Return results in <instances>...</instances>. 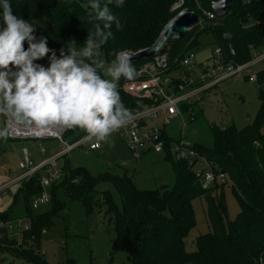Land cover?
I'll list each match as a JSON object with an SVG mask.
<instances>
[{
  "label": "trees",
  "instance_id": "1",
  "mask_svg": "<svg viewBox=\"0 0 264 264\" xmlns=\"http://www.w3.org/2000/svg\"><path fill=\"white\" fill-rule=\"evenodd\" d=\"M214 1L219 0H124L122 7H116L115 0H112L109 7L121 28L118 30L113 23L110 29L112 36L101 47L100 59L107 67L119 51L138 53L151 48L178 13L188 9L199 18L207 19L206 13L212 12ZM100 2L103 5L107 0ZM9 3L13 15L23 20L35 14H43L51 19L52 26L43 36L58 58L61 49L67 50L70 40H74L79 49L84 47L88 32H94L96 21L90 23L88 17L90 0H9ZM0 25L4 26L2 19ZM204 34L212 36L227 62H249L254 57L251 47L258 52L264 49V0H233L231 13L226 18L215 21L207 19V25L203 28L197 26L182 39L170 40L163 52H168L171 60L180 58L189 51H195ZM24 47L27 49V44ZM150 60L132 64L138 70ZM258 77L260 107L253 122L243 129L235 126L225 129L214 127L212 147L193 145L214 171L226 174L233 183V192L240 204V213L235 220L226 224L228 210L224 197L213 195L225 184L216 185L210 190L202 189L194 166L187 162L174 163L177 182L173 190L162 187L149 191L137 189L128 176L103 174L95 178L87 170L65 163L62 180L52 186L55 206L61 203L57 198L60 191L70 202H81L88 215L103 203L117 233L113 250L125 252L129 264H264V72ZM132 80L122 77L118 91L124 106L133 112L148 102L126 93L124 86ZM185 111L188 112V108ZM79 130H68L65 138ZM164 139L166 151H169L174 140L166 134ZM103 181L113 182L117 187L122 198V210L118 209L110 192H102L101 198H98L96 187ZM41 190L39 176L21 185V192L26 198L29 195L36 197ZM197 199H203L206 204L205 213L211 230L199 236L197 250L189 252L186 239L197 224L192 206ZM27 208L31 216V229L25 233L23 244H30V250L25 252L23 245L15 241H0V249L14 256L26 253L35 261L29 264H50L40 254L42 235L45 229L54 225V216L61 208L57 206L51 213L39 217H33L30 204ZM10 218V212L0 214V220ZM67 264L76 263L69 259Z\"/></svg>",
  "mask_w": 264,
  "mask_h": 264
},
{
  "label": "rangeland",
  "instance_id": "2",
  "mask_svg": "<svg viewBox=\"0 0 264 264\" xmlns=\"http://www.w3.org/2000/svg\"><path fill=\"white\" fill-rule=\"evenodd\" d=\"M202 26L207 25L206 18H200ZM36 31L34 35L37 41L44 37L45 31L52 26L51 19L43 14H35L27 20ZM0 28H3L0 25ZM25 44H27L25 42ZM199 47L195 50L197 60H203L211 54L216 46L214 39L209 34H204L199 39ZM47 46L54 48L48 43ZM56 53V51H55ZM51 53H49V56ZM57 55V54H56ZM38 64L48 67L49 59L38 60ZM11 67V66H10ZM254 72H264V61L260 62ZM106 78L110 79L106 76ZM260 84L250 82L245 78H237L228 81L222 87L213 89L202 95L200 102L192 104V113L187 112L185 105H181L183 117L175 120L165 129V134L174 142L184 139L192 145L199 144L205 147L214 145L212 128H227L235 126L243 129L249 126L255 119L260 107ZM193 115V116H191ZM191 117L194 121H191ZM187 123L183 129V123ZM5 129V113H0V130ZM264 132V129H263ZM79 130L74 135L66 137V141L72 143L79 136L85 134ZM4 138V137H2ZM0 138V185L8 183L19 175V163L23 159L25 150L29 152L31 159L37 164L48 156L62 150V144L53 139L46 140H11ZM140 159H136L127 142L116 133H112L107 143L102 142L97 151L89 150V143L75 149L61 163H68L74 168H83L90 175L97 178L103 174L115 177L128 176L132 179L137 189L142 191L158 190L165 187L173 190L177 177L174 171L176 146L171 145L169 151L161 154L153 149H148ZM200 162L194 166V171L201 169ZM11 174L8 176L7 172ZM98 198L100 193L110 192L119 210H122V198L113 182L103 181L96 187ZM51 196V202L33 210V217H39L51 213L55 207L61 208L54 216V225L45 229L42 235L41 256L50 264H67V260L73 259L76 264H129L125 252H114L113 242L117 237L114 222L107 215V207L101 203L91 215H88L81 202H70L60 191L57 198L61 203L54 204L52 200V186L47 189ZM213 195H223L228 217L226 224L233 221L240 213V204L233 192V183L227 181L223 188L216 190ZM34 195L27 198L21 192V186H11L7 193L0 194V214L10 212L12 219L22 218L27 225H31V216L28 215L27 205L32 206ZM196 227L191 230L186 239V249L189 252L197 250V238L210 232L206 218V204L203 199H197L192 203ZM22 249L30 250L28 244H23ZM27 254L14 256L8 251L0 249V264H29L34 262ZM31 259V260H30ZM31 261V262H30Z\"/></svg>",
  "mask_w": 264,
  "mask_h": 264
},
{
  "label": "clouds",
  "instance_id": "3",
  "mask_svg": "<svg viewBox=\"0 0 264 264\" xmlns=\"http://www.w3.org/2000/svg\"><path fill=\"white\" fill-rule=\"evenodd\" d=\"M111 3L90 0L88 17L90 23L96 21L94 32H88L82 48L70 40L58 58L46 38L37 41L31 23L13 15L9 0H0L4 25L0 28V113L40 129H82L87 133L85 140L105 143L134 119L118 91L122 77L132 80L137 75L132 58L119 51L107 67L100 59L101 47L112 36L113 23L121 28ZM123 3L115 0L116 7ZM45 57L49 59L47 68L35 63ZM7 135V129L0 130V137Z\"/></svg>",
  "mask_w": 264,
  "mask_h": 264
},
{
  "label": "built area",
  "instance_id": "4",
  "mask_svg": "<svg viewBox=\"0 0 264 264\" xmlns=\"http://www.w3.org/2000/svg\"><path fill=\"white\" fill-rule=\"evenodd\" d=\"M206 17L210 21L218 19L213 11L206 13ZM197 26L203 28L200 18ZM251 49L254 51V57L244 64L227 62L219 46H215L211 54L203 60H197L195 51H189L175 60H171L168 52L157 54L150 61L140 66L137 75L124 86L127 94L146 100L147 105L135 109L133 111L134 119L114 133L127 142L136 159L142 157L146 152V147H148L147 150L153 149L158 154L163 153L166 151L165 129L175 120L183 117L181 105L187 106L186 108L192 113V104L200 102L202 95L222 87L233 79L245 78L250 82L259 83V77L254 72V68L264 61V49L259 52L255 51L254 47ZM191 121H194L193 117ZM186 125L187 123L184 122L183 129ZM5 129L8 132L6 137L11 140L53 139L59 141L63 146L62 150L37 164L31 159L29 152L25 150L23 159L19 163V175L8 183L0 185V194H5L11 186L18 184L21 186L33 177L39 176L42 190L33 199V210L51 202V196L47 189L62 180L64 166L61 165V162L66 157L84 144L89 143V150L91 151H97L102 145V142L95 139L85 140L84 137L87 134L69 143L65 138L69 129L59 126L45 129L36 128L32 125L26 126L17 123L6 114ZM172 144L176 146L175 158L177 162H187L195 166L198 161H201V169L195 171V174L202 189L210 190L216 185L227 183L226 174L214 171L210 163L199 155L191 143L181 139ZM10 174L8 171L7 175ZM30 229L31 225H27L22 218L0 220V241H15L18 245H23L25 233L29 232ZM28 245L30 247V244Z\"/></svg>",
  "mask_w": 264,
  "mask_h": 264
},
{
  "label": "water",
  "instance_id": "5",
  "mask_svg": "<svg viewBox=\"0 0 264 264\" xmlns=\"http://www.w3.org/2000/svg\"><path fill=\"white\" fill-rule=\"evenodd\" d=\"M233 0H219L212 3V11L219 19L226 18L232 10ZM199 24V16L191 10H183L178 13L163 29L156 43L146 50L138 53L127 52L132 58L131 62H137L142 60H148L161 54L165 46L170 40L182 39L186 33H188L193 27ZM231 52L234 53V49L230 42ZM26 125V124H23ZM31 126V125H26Z\"/></svg>",
  "mask_w": 264,
  "mask_h": 264
},
{
  "label": "crops",
  "instance_id": "6",
  "mask_svg": "<svg viewBox=\"0 0 264 264\" xmlns=\"http://www.w3.org/2000/svg\"><path fill=\"white\" fill-rule=\"evenodd\" d=\"M40 163V162H39Z\"/></svg>",
  "mask_w": 264,
  "mask_h": 264
}]
</instances>
